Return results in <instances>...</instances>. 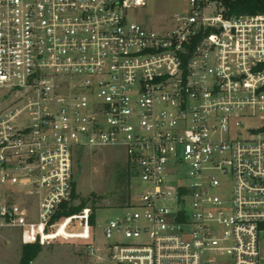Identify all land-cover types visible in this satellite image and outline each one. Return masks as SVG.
Returning a JSON list of instances; mask_svg holds the SVG:
<instances>
[{
  "label": "built area",
  "instance_id": "built-area-1",
  "mask_svg": "<svg viewBox=\"0 0 264 264\" xmlns=\"http://www.w3.org/2000/svg\"><path fill=\"white\" fill-rule=\"evenodd\" d=\"M166 1L0 0V231L44 246L77 153L122 148L142 193L99 264H262L264 14Z\"/></svg>",
  "mask_w": 264,
  "mask_h": 264
},
{
  "label": "rangeland",
  "instance_id": "rangeland-1",
  "mask_svg": "<svg viewBox=\"0 0 264 264\" xmlns=\"http://www.w3.org/2000/svg\"><path fill=\"white\" fill-rule=\"evenodd\" d=\"M163 7L166 14L174 15L183 9V3L168 0ZM207 15L215 14L210 12ZM73 178L77 198L69 202L72 206H78L86 200L87 206L79 214L85 211L91 214L94 210L96 225L82 228L76 218L63 216L58 221L50 241L47 240L33 264H99L97 256L104 255L103 251L108 246L117 243L116 236L112 240L106 239L104 228L119 217L127 205L136 202V197L142 193L141 182L129 170L127 155L122 148L80 150L74 158ZM1 192L3 188L0 187ZM28 239L27 230L2 229L0 264H20L22 248ZM88 244L100 250L96 256L87 252ZM262 253L264 256V237Z\"/></svg>",
  "mask_w": 264,
  "mask_h": 264
},
{
  "label": "trees",
  "instance_id": "trees-1",
  "mask_svg": "<svg viewBox=\"0 0 264 264\" xmlns=\"http://www.w3.org/2000/svg\"><path fill=\"white\" fill-rule=\"evenodd\" d=\"M223 5L225 7L226 14L229 16L264 14V0H228L224 1ZM76 198V187L74 183L71 200L73 201ZM86 206V200H83L78 206H72L70 202H68L63 206L61 216L77 215L82 212ZM89 224L91 227L96 225V212L94 210H92L90 214ZM42 250L43 246L39 242L23 245L20 264H33Z\"/></svg>",
  "mask_w": 264,
  "mask_h": 264
}]
</instances>
